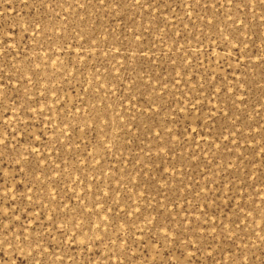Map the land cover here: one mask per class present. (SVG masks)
<instances>
[{
    "label": "rangeland",
    "instance_id": "1",
    "mask_svg": "<svg viewBox=\"0 0 264 264\" xmlns=\"http://www.w3.org/2000/svg\"><path fill=\"white\" fill-rule=\"evenodd\" d=\"M0 264H264L262 0H0Z\"/></svg>",
    "mask_w": 264,
    "mask_h": 264
},
{
    "label": "snow or ice",
    "instance_id": "2",
    "mask_svg": "<svg viewBox=\"0 0 264 264\" xmlns=\"http://www.w3.org/2000/svg\"><path fill=\"white\" fill-rule=\"evenodd\" d=\"M262 2H264V0H262ZM0 143H2V141H0Z\"/></svg>",
    "mask_w": 264,
    "mask_h": 264
}]
</instances>
